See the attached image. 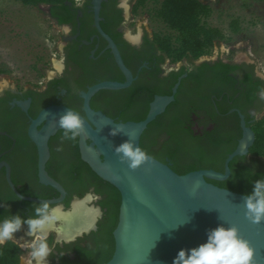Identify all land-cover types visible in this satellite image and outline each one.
I'll use <instances>...</instances> for the list:
<instances>
[{"label":"flooded vegetation","instance_id":"af4514ba","mask_svg":"<svg viewBox=\"0 0 264 264\" xmlns=\"http://www.w3.org/2000/svg\"><path fill=\"white\" fill-rule=\"evenodd\" d=\"M95 1L40 5L58 30L59 66L53 64V72L36 83L0 87V218L12 213L26 217L47 203L43 235L52 248L48 264L107 263L116 248L122 195L83 158L81 135L65 140L62 128L48 138L44 170L63 192L45 182L30 127L54 105L87 119L84 94L90 87L127 82L119 57L130 73L129 85L99 89L90 98L92 109L115 122H139L158 97L173 96L140 136L146 153L179 174L203 170L225 174L228 166L225 179L207 180L246 195L255 180L264 179V155L253 150L264 126V55L259 61L253 48L245 46V54L237 57L240 42L216 41L210 53L175 60L149 30V14L136 17L139 0H99L100 28ZM45 122L36 124V130ZM246 129L254 135L252 144L228 161ZM86 143H91L88 137ZM78 204L92 220L64 237L65 219ZM26 232L22 225L14 233L19 247L31 239ZM23 248L27 256L28 249Z\"/></svg>","mask_w":264,"mask_h":264},{"label":"water","instance_id":"95a60500","mask_svg":"<svg viewBox=\"0 0 264 264\" xmlns=\"http://www.w3.org/2000/svg\"><path fill=\"white\" fill-rule=\"evenodd\" d=\"M99 7L100 2L96 0L97 25L100 28ZM118 60L128 75L127 82H102L90 87L84 94L87 119L79 114L84 123L80 134L83 158L122 195L119 222L114 231L116 248L105 264H172L179 249H188L203 242L207 232L220 223L235 226L239 235L249 242L254 251L252 264H264V220L254 224L245 216L246 194L219 187L207 180L225 179L229 175L228 166L225 174L212 170L179 174L145 152L148 160L130 169L115 153V146L126 140L133 141L142 149V132L173 99V96L158 97L147 117L139 122H115L92 109L90 98L99 89L129 85L130 73L120 57ZM67 109L64 105L47 107L30 127V135L39 149L41 177L62 192V187L44 170V163L49 154L48 138L61 129L58 119ZM44 120L43 128L36 130V124ZM117 127H121V130L111 135L110 130ZM246 130L252 138L245 132L244 139L228 161L234 155L248 151L254 135L250 129ZM87 137L91 140L89 145L86 143Z\"/></svg>","mask_w":264,"mask_h":264},{"label":"rangeland","instance_id":"374dc122","mask_svg":"<svg viewBox=\"0 0 264 264\" xmlns=\"http://www.w3.org/2000/svg\"><path fill=\"white\" fill-rule=\"evenodd\" d=\"M213 12L207 22L226 34L225 45L239 43L236 56H243L245 46L262 61L264 55V2L254 0H203ZM159 2L145 0L136 9V17L149 14V30L170 35L172 32L152 17ZM232 20L240 32L229 29ZM58 30L46 14L45 6L24 5L18 0H0V87L10 83H36L46 73L53 72L58 62ZM223 45V44H222ZM54 64V65H53ZM57 65V64H56ZM59 66V65H57ZM62 224V223H61Z\"/></svg>","mask_w":264,"mask_h":264},{"label":"clouds","instance_id":"9594fccd","mask_svg":"<svg viewBox=\"0 0 264 264\" xmlns=\"http://www.w3.org/2000/svg\"><path fill=\"white\" fill-rule=\"evenodd\" d=\"M58 124L63 129L65 140H74L84 129L79 114L70 109L59 116ZM120 130L121 127L113 128L110 134L116 135ZM114 151L130 169H135L148 160L145 151L131 140L115 146ZM244 208L245 216L252 223L258 224L264 220V179L253 182L252 192L244 197ZM47 209L48 204L43 203L33 209L32 215L25 217L12 213L0 218V246L7 241H18L14 233L20 230L22 225L27 226L26 235L31 239L24 242L23 246L28 249V254L21 258L22 264H48L47 257L52 248L43 235ZM253 254V248L239 235L235 226L220 223L207 232L203 242L188 249H179L172 264H252Z\"/></svg>","mask_w":264,"mask_h":264},{"label":"trees","instance_id":"16d2710c","mask_svg":"<svg viewBox=\"0 0 264 264\" xmlns=\"http://www.w3.org/2000/svg\"><path fill=\"white\" fill-rule=\"evenodd\" d=\"M24 5L38 8L42 4H63L67 0H18ZM264 2V0H254ZM145 0H139L135 10ZM213 7L201 0H161L154 8L152 17L163 23L172 34L156 33L157 40L164 46L167 53L175 60L186 56L197 58L210 53L216 41L227 40L222 29L207 22ZM237 21L232 20L229 29L233 33L240 32ZM253 150L264 155V126L260 138ZM22 249L13 241L0 246V264H20Z\"/></svg>","mask_w":264,"mask_h":264},{"label":"bare ground","instance_id":"6f19581e","mask_svg":"<svg viewBox=\"0 0 264 264\" xmlns=\"http://www.w3.org/2000/svg\"><path fill=\"white\" fill-rule=\"evenodd\" d=\"M56 64L58 65V63ZM74 207H75L74 213L67 216L65 219L66 223L61 233V235L64 237L71 236L70 233L72 230L80 229L84 225L90 223V221L92 220L89 211L85 210L84 206H82L81 204H78L76 206L74 205Z\"/></svg>","mask_w":264,"mask_h":264},{"label":"built area","instance_id":"2783aa9c","mask_svg":"<svg viewBox=\"0 0 264 264\" xmlns=\"http://www.w3.org/2000/svg\"><path fill=\"white\" fill-rule=\"evenodd\" d=\"M216 43H217V42H215V44H216ZM220 43H221V44H224L222 41H220ZM215 44H214V45H215ZM20 247L22 248V251H25V249L23 248V246H20ZM22 257H25V256H24L23 254L20 256V264H22V259H21Z\"/></svg>","mask_w":264,"mask_h":264}]
</instances>
